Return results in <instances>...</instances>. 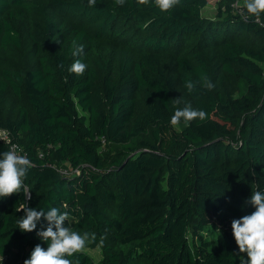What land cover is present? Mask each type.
<instances>
[{"label":"trees","instance_id":"1","mask_svg":"<svg viewBox=\"0 0 264 264\" xmlns=\"http://www.w3.org/2000/svg\"><path fill=\"white\" fill-rule=\"evenodd\" d=\"M237 1L212 20L207 0L167 12L153 0H0V154L17 144L33 165L0 198V264L47 248L46 220L18 228L21 205L56 207L72 231L95 233L101 261L82 250L72 264L247 261L231 224L264 193V14ZM77 59L83 75L68 71ZM188 105L206 119L173 126Z\"/></svg>","mask_w":264,"mask_h":264},{"label":"clouds","instance_id":"2","mask_svg":"<svg viewBox=\"0 0 264 264\" xmlns=\"http://www.w3.org/2000/svg\"><path fill=\"white\" fill-rule=\"evenodd\" d=\"M137 2L139 5L149 4V0H137ZM153 2L161 12H167L177 6L180 0H153ZM95 3L96 0H89V6H94ZM116 3L123 6L124 0H116ZM243 8L249 16L260 17L264 14V0H244ZM83 53L84 46L77 45L73 41L72 55L80 56ZM86 69L87 65L77 59L68 71L83 75ZM199 82L208 90L214 87L206 74H201ZM195 87V82L185 81V88L189 93L193 92ZM196 119L201 121L206 119V112L193 109L191 105H188L176 108L170 122L175 126L181 121L187 124ZM31 167H33L31 161L26 156L18 154L15 145L12 149L0 154V198L19 193L24 187V178ZM248 203L255 208V211L234 219L231 224L232 234L240 253H247V261L242 260L241 264H264V193L252 192ZM21 210L24 216L17 221V225L22 232L36 230L41 218L47 221V227L37 232V236L47 242V248L37 244L24 264H72V261L66 257L81 252L90 240H95V233L80 234L65 226L68 213L61 212L56 207L45 212L21 205L18 211Z\"/></svg>","mask_w":264,"mask_h":264},{"label":"rangeland","instance_id":"3","mask_svg":"<svg viewBox=\"0 0 264 264\" xmlns=\"http://www.w3.org/2000/svg\"><path fill=\"white\" fill-rule=\"evenodd\" d=\"M208 5L202 10V15L207 18V19H215L218 9L221 5L224 4L225 0H207ZM242 3H237L233 5L234 9L237 11L238 8L242 7ZM90 243L88 242L83 249L84 252L89 254L91 258L94 260V262L99 263L102 259V250L100 247L92 248L89 245ZM2 258L0 257V261Z\"/></svg>","mask_w":264,"mask_h":264},{"label":"built area","instance_id":"4","mask_svg":"<svg viewBox=\"0 0 264 264\" xmlns=\"http://www.w3.org/2000/svg\"><path fill=\"white\" fill-rule=\"evenodd\" d=\"M243 2H244V0H238V1H237V3H242V4H243ZM1 138H2V139H5V138H6V136H5L4 133H2ZM14 145L17 146V152H19V146H18L17 144H14ZM14 145H13V146H14ZM13 146H12V147H13ZM12 147H11V149H12ZM61 173L64 174V175H66V176H70V175H73V174H78L79 171H78V169H75V170H66V169H65V170H62Z\"/></svg>","mask_w":264,"mask_h":264}]
</instances>
